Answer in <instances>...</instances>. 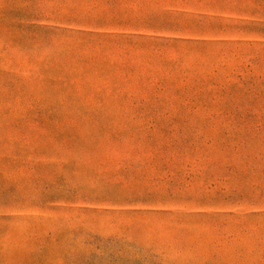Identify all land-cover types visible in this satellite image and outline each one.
Segmentation results:
<instances>
[{
	"label": "rangeland",
	"instance_id": "1",
	"mask_svg": "<svg viewBox=\"0 0 264 264\" xmlns=\"http://www.w3.org/2000/svg\"><path fill=\"white\" fill-rule=\"evenodd\" d=\"M0 264H264V0H0Z\"/></svg>",
	"mask_w": 264,
	"mask_h": 264
}]
</instances>
